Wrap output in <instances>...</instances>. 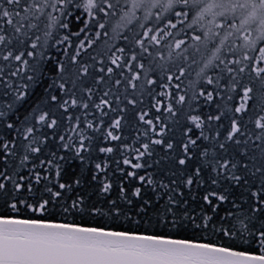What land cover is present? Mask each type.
<instances>
[{
	"label": "snow or ice",
	"instance_id": "6c2138e0",
	"mask_svg": "<svg viewBox=\"0 0 264 264\" xmlns=\"http://www.w3.org/2000/svg\"><path fill=\"white\" fill-rule=\"evenodd\" d=\"M0 264H264V0H0Z\"/></svg>",
	"mask_w": 264,
	"mask_h": 264
}]
</instances>
